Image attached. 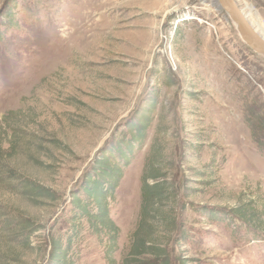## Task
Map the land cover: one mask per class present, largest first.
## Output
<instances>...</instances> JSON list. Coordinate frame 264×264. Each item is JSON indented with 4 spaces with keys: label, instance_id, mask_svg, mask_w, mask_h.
<instances>
[{
    "label": "rangeland",
    "instance_id": "1",
    "mask_svg": "<svg viewBox=\"0 0 264 264\" xmlns=\"http://www.w3.org/2000/svg\"><path fill=\"white\" fill-rule=\"evenodd\" d=\"M236 2L264 34V0ZM146 109L141 150L109 206L113 263L139 259L141 178L158 175L179 237L154 236L171 239L174 264H264V229L231 218L264 204V55L215 0H0V165L38 189L0 178V264L46 263L95 154L127 144ZM13 209L30 232L4 231ZM79 241L76 264H107L95 235Z\"/></svg>",
    "mask_w": 264,
    "mask_h": 264
},
{
    "label": "trees",
    "instance_id": "2",
    "mask_svg": "<svg viewBox=\"0 0 264 264\" xmlns=\"http://www.w3.org/2000/svg\"><path fill=\"white\" fill-rule=\"evenodd\" d=\"M11 12L7 11L5 20L11 19ZM146 109V114H143L142 119H138L135 125H132L135 133L132 135L127 144L121 142L118 146L112 144L110 150H98L95 154V160L89 166V169L84 174L81 184L71 193L69 200L68 227L59 237H56L49 244L48 258L45 264H76L81 260L82 249L79 244L81 234L86 231L87 233L95 235L97 239L103 244V255L107 264H114L112 255L115 252L116 244L118 241V229L114 225L113 220L109 215V206L113 193L117 189L122 180V177L130 165V162L135 157V153L141 150L142 136L146 127L149 125L147 121L150 112ZM134 144L137 148L133 150ZM103 152H107L106 154ZM134 155V156H133ZM0 170L7 181L14 182H30L27 184L30 188H23L24 194L27 192L32 194L36 193L38 189L31 188L32 181L29 178L18 174L12 167L0 165ZM150 179L149 183L147 180ZM165 181L158 175H143L140 185V207L137 216L136 228L132 235L133 247L130 248L132 254L137 255L139 259H130L124 264H174L176 259L172 260L170 256L171 249H169L170 240L164 246L160 241V235L154 236L159 233L158 229H170L171 238L179 237L177 227L178 219L175 218L171 210H165L163 200L170 198L172 193ZM32 183V184H31ZM3 229L6 232L17 233L19 236L24 232L29 231L32 227L31 219L15 209L7 211L3 217ZM231 218L239 221L240 229L253 230L247 227V223H257L254 227L264 229V204L259 209H247L234 211ZM234 221V220H233ZM235 222V221H234ZM17 228V230L15 229ZM254 231V230H253ZM140 234V238L138 237ZM80 235V236H79ZM149 238L150 242L147 247H144L145 238ZM79 241V242H76ZM142 248H145L144 250ZM147 253L151 256V260L141 258V255ZM146 260V261H145Z\"/></svg>",
    "mask_w": 264,
    "mask_h": 264
},
{
    "label": "water",
    "instance_id": "3",
    "mask_svg": "<svg viewBox=\"0 0 264 264\" xmlns=\"http://www.w3.org/2000/svg\"><path fill=\"white\" fill-rule=\"evenodd\" d=\"M215 3L219 9L227 13L246 44L255 52L264 55V34L249 20L236 0H215Z\"/></svg>",
    "mask_w": 264,
    "mask_h": 264
},
{
    "label": "bare ground",
    "instance_id": "4",
    "mask_svg": "<svg viewBox=\"0 0 264 264\" xmlns=\"http://www.w3.org/2000/svg\"><path fill=\"white\" fill-rule=\"evenodd\" d=\"M249 14H252L255 18H258V15H257L256 11L253 8H251V7H249Z\"/></svg>",
    "mask_w": 264,
    "mask_h": 264
}]
</instances>
